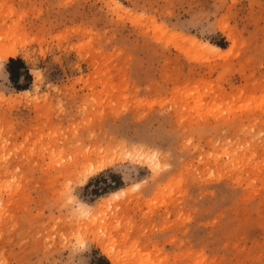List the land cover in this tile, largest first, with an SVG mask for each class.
<instances>
[{"label": "rangeland", "instance_id": "obj_1", "mask_svg": "<svg viewBox=\"0 0 264 264\" xmlns=\"http://www.w3.org/2000/svg\"><path fill=\"white\" fill-rule=\"evenodd\" d=\"M0 25L30 72L27 92L0 74V258L112 264L101 236L121 264H264V0H0ZM137 145L157 173L76 182Z\"/></svg>", "mask_w": 264, "mask_h": 264}, {"label": "bare ground", "instance_id": "obj_2", "mask_svg": "<svg viewBox=\"0 0 264 264\" xmlns=\"http://www.w3.org/2000/svg\"><path fill=\"white\" fill-rule=\"evenodd\" d=\"M115 4V6L116 7H119L120 6V4H118V3H114ZM2 26H4V25H0V59H2V62H4L6 59H8V58H15L17 55H18V36L19 35H21V34H24V29L22 28V27H19V26H17V25H13L12 27H9L8 29H4ZM162 28H164V27H162ZM175 35V37H179V39H180V41H184L185 43H188L191 47H194L195 49H200V50H202L203 52L204 51H207V52H210V53H213V54H216V55H220V54H222L223 53V50L221 49V48H219V47H217V46H215V45H212V44H210V43H208V42H202L201 40H198V39H196V38H193V37H187V36H183V35H180V34H174ZM178 40V39H177ZM20 43H21V41H20ZM25 42H23V44H24ZM186 46V45H185ZM212 55V54H211ZM24 92H27V90L26 91H24ZM109 143H111V142H109ZM121 144V143H120ZM119 144V145H120ZM123 144V143H122ZM121 144V145H122ZM117 146V149L120 147V148H124V151H125V147H124V144L122 145V146ZM106 146H109V145H106ZM106 148V147H105ZM109 148V147H108ZM111 148V147H110ZM110 148L109 149H103L102 147L101 148H96V151H94V154L96 153H98L97 155L95 154V157L90 161V159L92 158V152L91 151H86L84 154H82L81 156H83L84 155V158L83 159H85V160H89L90 162H88L87 163V165H86V167H85V169H84V171H83V175L85 174V173H87V177L86 178H88V177H90V176H92V175H94V174H96L97 172H99V171H101V170H103L104 168H106L107 166H109L110 164H112L113 162H115V160L116 161H118L117 159H121V161L122 160H125V158L128 156V154H129V152H136V151H138V149L137 148H133L132 150H128V149H126V151H128V152H126V153H123L124 151L121 149V152H119V154H115V156L113 157V156H111V155H109V150H110ZM113 149H115L114 150V152L115 151H117V149H116V146L115 147H112ZM120 148H119V150H120ZM127 148V147H126ZM98 149H100V151H98ZM102 149V150H101ZM130 149V148H129ZM108 151V152H107ZM102 152H104V153H102ZM107 152V153H106ZM114 152H111L110 154H112V155H114ZM101 154V155H100ZM106 154V155H105ZM111 156V157H110ZM144 156H145V164L144 165H146L147 164V150H145L144 149ZM115 157H116V159H115ZM158 162L160 163L161 161H160V158L158 157ZM161 164V163H160ZM65 168V167H64ZM75 169V168H74ZM150 169V168H149ZM64 170V169H63ZM72 170H73V168H72ZM72 174V173H71ZM74 174V173H73ZM82 175V176H83ZM81 176V175H80ZM79 177V176H78ZM120 191H124L125 192V190L124 189H120V190H118V191H115V192H112L110 195H115V194H117L118 192H120ZM68 204V203H67ZM71 204V203H70ZM69 204V205H70ZM81 205H83L84 206V208H83V210L81 209ZM76 206V205H75ZM79 206V208H80V211H82V213H88V212H90V211H92L91 210V208L88 206V205H84V204H80V205H78ZM77 207V206H76ZM79 210V209H78ZM109 212V211H108ZM95 215V214H94ZM93 216V215H92ZM94 218L95 217H93V220H94ZM84 219V218H83ZM90 220H91V218H90ZM92 220V221H93ZM92 221H90V222H92ZM95 221H96V218H95ZM94 222V221H93ZM85 223V222H84ZM68 224V223H67ZM66 224V225H67ZM95 224V223H94ZM111 224V223H110ZM63 225H65V224H63ZM70 225V224H69ZM104 225V224H103ZM110 226V225H109ZM109 226H107V227H109ZM89 227V226H88ZM100 227H102L103 228V226H100ZM87 228V227H86ZM104 228H106V227H104ZM62 229V228H61ZM89 229V228H88ZM107 229V228H106ZM110 229H112L111 227H109V230ZM63 230V229H62ZM108 230V229H107ZM109 230L108 231H106L105 229H104V231H103V229H102V231L105 233V231L106 232H109ZM94 233V232H93ZM95 234V233H94ZM108 235V234H107ZM94 236V235H93ZM97 236V235H96ZM95 236V237H96ZM100 237V239H102L101 238V236H97V238H99ZM104 237H106L105 236V234H104ZM103 237V238H104ZM125 237V236H124ZM100 239H97V242H98V244H99V246H100V248H101V250L100 251H102V253L104 254V255H106L107 257H108V259L110 260V262L112 263V264H121L122 263V261H121V263H120V260H122L121 258H119L120 256V254L118 253V251L116 252V248L114 249V248H112V245H113V247L114 246H116L115 244H113L112 242V244L111 243H109L108 241H110V239L109 240H107V242H106V240L104 241V239H103V241H101ZM125 239L126 238H124V240H122V241H125ZM93 240H95L94 239V237H93ZM85 242H87V241H85ZM95 242H96V240H95ZM111 244V246H109Z\"/></svg>", "mask_w": 264, "mask_h": 264}, {"label": "snow or ice", "instance_id": "obj_3", "mask_svg": "<svg viewBox=\"0 0 264 264\" xmlns=\"http://www.w3.org/2000/svg\"><path fill=\"white\" fill-rule=\"evenodd\" d=\"M3 62L2 59H0V74H2L3 72ZM36 77H37V83L41 82V74L39 72L35 73ZM262 135H264V133H262ZM136 148L138 149V151L136 152H129L128 156L125 158L126 163L120 164L119 165V171L122 172L124 174L125 180H127L130 176V174L135 170V166L137 164H145V156H144V149L145 146L143 145H137ZM160 153L157 149H155L152 146H147V164L146 166L149 167L153 174L157 173L160 169H161V164L158 162V157H159ZM164 168L169 167L168 164H164L163 165ZM87 177V173H85L83 176L79 177L76 182L77 183H83L84 180ZM72 183L73 181L70 180L69 184L67 186L68 191L66 193H62V195L66 196L67 202L68 203H75V198L73 197L72 194ZM142 183H147V181H141L139 183H132L130 189V191H136L137 189H139L141 187ZM117 197L120 195V193L116 194ZM84 206L81 205V209L83 210ZM85 247L84 242L83 241H79L78 245L75 249V251H79L81 249H83Z\"/></svg>", "mask_w": 264, "mask_h": 264}, {"label": "crops", "instance_id": "obj_4", "mask_svg": "<svg viewBox=\"0 0 264 264\" xmlns=\"http://www.w3.org/2000/svg\"><path fill=\"white\" fill-rule=\"evenodd\" d=\"M13 59H16V57ZM22 62L24 63L23 60H22ZM24 66H25V63H24ZM19 71H20L19 77L13 78L10 80V75L6 70V64L4 66L3 76H4L5 80H7L9 82L11 89L14 90L15 92L26 91L27 87H28L27 83L29 82L28 78H29L30 72H29L28 68L25 66L24 68H20Z\"/></svg>", "mask_w": 264, "mask_h": 264}, {"label": "trees", "instance_id": "obj_5", "mask_svg": "<svg viewBox=\"0 0 264 264\" xmlns=\"http://www.w3.org/2000/svg\"><path fill=\"white\" fill-rule=\"evenodd\" d=\"M24 63L20 58H9L6 63V70L10 75V80L13 78H18L20 75V68H24Z\"/></svg>", "mask_w": 264, "mask_h": 264}, {"label": "clouds", "instance_id": "obj_6", "mask_svg": "<svg viewBox=\"0 0 264 264\" xmlns=\"http://www.w3.org/2000/svg\"><path fill=\"white\" fill-rule=\"evenodd\" d=\"M0 264H8V261L5 258H0Z\"/></svg>", "mask_w": 264, "mask_h": 264}]
</instances>
